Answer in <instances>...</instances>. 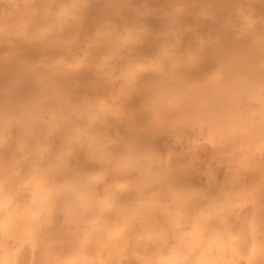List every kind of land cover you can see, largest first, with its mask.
<instances>
[{
    "label": "clouds",
    "instance_id": "clouds-1",
    "mask_svg": "<svg viewBox=\"0 0 264 264\" xmlns=\"http://www.w3.org/2000/svg\"><path fill=\"white\" fill-rule=\"evenodd\" d=\"M0 264H264V0H0Z\"/></svg>",
    "mask_w": 264,
    "mask_h": 264
}]
</instances>
